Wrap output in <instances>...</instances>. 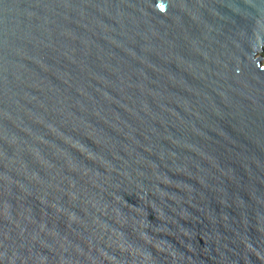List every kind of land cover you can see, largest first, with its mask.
Here are the masks:
<instances>
[{
	"label": "water",
	"instance_id": "obj_1",
	"mask_svg": "<svg viewBox=\"0 0 264 264\" xmlns=\"http://www.w3.org/2000/svg\"><path fill=\"white\" fill-rule=\"evenodd\" d=\"M264 0H0V264H264Z\"/></svg>",
	"mask_w": 264,
	"mask_h": 264
},
{
	"label": "trees",
	"instance_id": "obj_2",
	"mask_svg": "<svg viewBox=\"0 0 264 264\" xmlns=\"http://www.w3.org/2000/svg\"><path fill=\"white\" fill-rule=\"evenodd\" d=\"M263 55H264V52H263Z\"/></svg>",
	"mask_w": 264,
	"mask_h": 264
}]
</instances>
